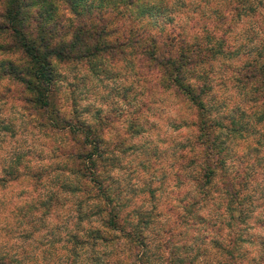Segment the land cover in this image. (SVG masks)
I'll list each match as a JSON object with an SVG mask.
<instances>
[{
    "label": "clouds",
    "instance_id": "obj_1",
    "mask_svg": "<svg viewBox=\"0 0 264 264\" xmlns=\"http://www.w3.org/2000/svg\"><path fill=\"white\" fill-rule=\"evenodd\" d=\"M0 264H264V0H0Z\"/></svg>",
    "mask_w": 264,
    "mask_h": 264
},
{
    "label": "trees",
    "instance_id": "obj_2",
    "mask_svg": "<svg viewBox=\"0 0 264 264\" xmlns=\"http://www.w3.org/2000/svg\"><path fill=\"white\" fill-rule=\"evenodd\" d=\"M57 0H53V7L56 6ZM47 21H43L40 23L38 28L32 29L30 28L29 31L32 33V40L34 45H39L41 47L48 46L50 47L55 41L62 40L65 37L59 35L58 33H45L43 31V23H46ZM107 31V29H105ZM67 34H71L69 31ZM115 34V33H114ZM17 35L20 36L23 39L24 32L22 28H18ZM76 43L68 49V53L70 55H80L81 59H84V53L85 51L88 53L87 58L92 59L96 57L101 56H108L113 55L116 51L115 48H109V47H102L99 43H94L93 37L90 34L84 33L82 30H77V34L75 37ZM157 42L153 41V48L148 52V56L152 58L153 61L157 59V56L161 59V67H167L168 71L170 73H174L177 69L175 67V62L171 60H167L169 51H174L175 48V41L170 39V43L168 45H165L163 49L156 47ZM27 53L33 57V59L39 63V61L42 59V57H39L35 55V51H38V49H34L33 47H26ZM63 51V49H62ZM188 54V51L181 49V55L186 57ZM167 60V64L163 63V61ZM42 76V73H37L35 78L40 79ZM30 87H35L34 85L30 84ZM40 104L44 108L49 107L48 102V95L47 90H41L40 91ZM76 129L73 128V132H75ZM91 159V156L88 157ZM95 165H93L94 167ZM115 221H113V224Z\"/></svg>",
    "mask_w": 264,
    "mask_h": 264
},
{
    "label": "rangeland",
    "instance_id": "obj_3",
    "mask_svg": "<svg viewBox=\"0 0 264 264\" xmlns=\"http://www.w3.org/2000/svg\"><path fill=\"white\" fill-rule=\"evenodd\" d=\"M48 102H49V107L48 108L52 107V104H51V101H50L49 97H48Z\"/></svg>",
    "mask_w": 264,
    "mask_h": 264
}]
</instances>
